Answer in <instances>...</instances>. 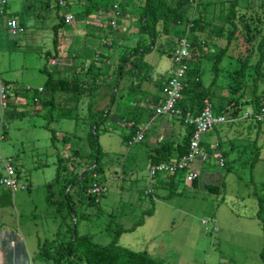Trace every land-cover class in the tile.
I'll return each mask as SVG.
<instances>
[{
    "label": "rangeland",
    "instance_id": "obj_1",
    "mask_svg": "<svg viewBox=\"0 0 264 264\" xmlns=\"http://www.w3.org/2000/svg\"><path fill=\"white\" fill-rule=\"evenodd\" d=\"M5 1L6 14L0 16V79L7 84L12 103L3 112L0 109V149L2 157H10L16 167L19 186L26 187L14 193L0 190V230L8 233L0 253L6 263L54 264L40 254L43 242L58 247L74 230L77 235L90 236L93 243L106 245L115 230L131 227L142 216L141 225L119 234L121 247L145 251L167 264H264L259 256L264 237L254 217L257 205L253 196V191L264 193V118H240L202 135L201 147L206 153L218 155V159L211 154L201 163L199 188L185 184L184 173L176 175L172 186L154 185L148 177V161L162 142L157 141L158 136L169 139L162 132L164 126L179 122L174 117L155 116L154 104L149 101L151 96H159L156 83L166 73L175 29L160 33L148 53L132 54L120 61L121 53L127 51L128 55L134 46L147 43L145 35L136 33L137 3L141 0L129 4L128 9L127 0L82 1L84 6L96 2L107 7L116 5L118 14L114 18H110L109 11L101 16L83 14L73 1L59 8L57 15L53 0ZM260 1L237 0V13L243 17L233 20L236 30L217 66V80L210 89L216 100L220 96L230 99L235 79L232 72L238 68L235 61L246 56V47L252 49L249 64L257 59L255 45L264 34V6L259 5ZM21 2L23 11L16 10ZM194 2L192 16L196 18L201 12L203 21L202 28L193 35L205 45L200 52L192 48L191 62L200 59L196 71L200 87L205 89L213 76V52L225 45L223 36L231 27L222 19L227 0ZM13 11L23 28L15 37L5 30V17H13ZM66 14L72 16V21L54 31L52 27ZM107 17L114 27H108ZM243 23L249 30L257 27L260 31L258 35L250 31L248 45L244 42ZM158 60L160 70L155 63ZM43 66L52 79L73 78L82 84L77 91L54 93L49 114H44L47 106L39 105L46 99L44 93L39 95L40 101L30 99L31 91L42 89L47 77L39 70ZM27 88L31 90L24 91ZM101 111L109 112L105 120L96 122V141L101 151L97 181L102 195L87 204L80 184L72 183L68 205L74 207L73 218L64 205L57 212L55 205L46 202V195L60 201L63 184L81 173L88 153L85 137L89 124ZM228 112L222 113L236 118L249 109L243 104L238 116ZM139 126L147 131L141 142H134L133 129ZM173 139L172 143L181 141L180 136ZM59 163L63 166L60 182L53 184ZM209 175L213 176L212 192L203 189ZM148 210L149 214L142 215ZM10 240L14 244L12 252L7 246Z\"/></svg>",
    "mask_w": 264,
    "mask_h": 264
},
{
    "label": "trees",
    "instance_id": "obj_2",
    "mask_svg": "<svg viewBox=\"0 0 264 264\" xmlns=\"http://www.w3.org/2000/svg\"><path fill=\"white\" fill-rule=\"evenodd\" d=\"M87 1L90 2V0ZM53 3L57 10L61 8L55 3L54 0ZM259 5L264 6V0L263 2L260 1ZM66 6H68L67 0L64 8H66ZM237 6V0H227V12L222 17V19L231 27V30L228 31L225 36H223L225 39V45L219 49L214 50L213 52L212 60H210L212 63L211 70L213 72V76L209 82L208 87H206L205 89H201L200 80L197 76L198 71H196L198 67V61L200 59L193 63L191 62L190 55V58L188 60V67L184 77V86L181 90V99L178 102V107L182 112L188 111L191 116H195L201 109L203 99H207L211 103L212 109L216 113L222 112V110H224L229 105L232 106V116L237 115L236 113L240 111V106H242L243 104L250 105L254 112H256L260 107L264 106V34L260 36L257 44L255 45V49L258 52V56L252 65L249 64V57L251 56L252 49L247 47L244 49V51L246 52V56L241 60L237 59L235 61L237 63L238 68L233 70L232 72L233 78L235 79L232 80L233 85L230 87V99L227 97V102H222V100H216V96L210 91L211 86L217 80V66H219L223 57L225 56L230 41L233 38L234 32L236 30L233 20L235 19V17L239 20L243 17L242 14L238 15L239 13H237ZM86 7L89 9V7H92V5L89 3L88 5H86ZM194 10H196V4L194 0H143L138 12L136 33L143 36L145 35L146 37L143 38L147 39V43L142 45L141 47L134 46L131 51L129 50L130 54L126 55V51L120 56L119 60L124 61L126 59H129L132 54L138 53L139 55H143L148 53L153 49L154 42L156 41L157 36L160 33L164 34L174 28L176 31V35L175 38H173L171 41V53L169 54L172 56V51L175 47V44L177 43L179 38L182 37L184 33V28L187 24L191 25L189 27L187 37L190 45V51L192 50V48H196L197 52H200L201 48L205 45V41L200 42L198 39H196L193 33L196 29L200 30L202 28L201 23L203 21V18L201 12H198V16L196 18H193L192 12ZM110 22L112 21H109L108 27H114L110 24ZM64 25V16H61V18H59L58 23L55 24L52 29L55 31L58 30V28L63 27ZM243 25L246 37L244 42L246 43V45H248L251 39V35L249 34L250 31L254 32L257 35L260 34V31L257 27H253L251 30H249L248 26L245 23H243ZM218 30L221 32L220 28H218ZM220 32H218L216 35L220 36ZM55 39L56 36L53 35V43L55 42ZM39 70L44 71L47 77L42 85V89L35 90L33 92L31 91L33 95H31L30 99L32 100V102H35L37 100L40 101L39 95L43 92L47 93V95L44 96V98H46L44 99V102L42 103V101H40L39 104L40 107H48L47 112H45L44 114H49L52 110L54 103V93H56L57 91H77L79 89L78 87L82 85L81 82L77 83V80L73 78L65 77L52 79L50 73L45 70L44 66L41 67ZM188 74H190V80L187 77ZM119 75L120 74H118L117 77ZM2 83L7 87V84L4 81H2ZM156 84L157 88L161 91L163 83L159 81ZM30 90L31 89L28 88L24 89V91L28 92ZM15 93L17 92L15 91ZM249 94L250 96H248ZM9 97L10 96L8 95V98ZM215 100L217 101V103H214ZM8 104H6V107ZM108 115L109 112L101 111L100 116H98L95 121L93 120V122L89 124V130L85 137L88 153L85 155L84 158V168H82L79 176H76L63 184L62 199L60 201H54L51 199L50 194L46 195V202L55 205L57 212L64 205L67 207L69 214H71L74 218V207H69L68 205L70 202L68 192L72 188V183L80 184L82 196L88 198L87 204H90L91 200L96 199L97 197L102 195L101 184L97 181V176L101 173V169L99 167V163L101 160V151L96 141V122H101L102 120H105ZM179 122L182 123L180 120ZM130 126L131 129L134 127L132 124H130ZM43 127L47 129V126L44 125ZM133 131L135 133L137 130L134 128ZM190 132L191 129L186 135L182 137L181 141L176 142L177 144L174 146L171 145V140H163L156 149V155L152 159H149L151 162L149 164L155 165L162 162H168L171 159V155L173 152H175L177 156L184 154L186 151V145ZM50 139L51 141L54 139L52 130L50 131ZM57 158H59L58 160H60L61 157ZM56 165L57 166L53 184H58L60 182L59 171L60 168L63 167L61 163ZM92 175H94V177H92ZM176 175H180V173L170 176L168 180L169 184L171 180L176 177ZM81 183H84V185H82ZM92 183H96L99 186V193L86 194V189L90 187ZM192 184H194V180L191 182V185ZM47 188L49 189V186ZM204 189L206 191L212 192L215 188L210 185H205ZM146 194L148 195L150 194V192H147ZM253 196L255 197L257 205L254 217L261 226V230L263 232L264 237V193L259 194L256 191H253ZM149 213L150 211L148 210L142 215ZM141 224L142 216L137 221H135L134 224L129 228H118L114 231L113 238L106 245H98L96 243H93L91 241L90 236L85 234L77 235L73 230L72 236L67 240H62V244L58 245V247L54 246L52 242H43L42 246L40 247V254H42V256L46 259L51 260L54 264H167L160 259L153 258L145 251H132L130 249L121 247L118 244V236L120 233L131 232ZM259 256L262 262L264 263V246L261 252L259 253Z\"/></svg>",
    "mask_w": 264,
    "mask_h": 264
},
{
    "label": "built area",
    "instance_id": "obj_3",
    "mask_svg": "<svg viewBox=\"0 0 264 264\" xmlns=\"http://www.w3.org/2000/svg\"><path fill=\"white\" fill-rule=\"evenodd\" d=\"M59 7L66 5V0H54ZM5 0H0V16L3 13ZM112 18L117 15V6L113 5L110 9ZM72 16L66 14L64 22L70 23ZM114 26L113 21L110 22ZM191 25L187 24L184 28V33L175 44L171 56L172 71L165 79L161 88L160 103L153 108L155 116H170L179 119L184 125L191 129L186 151L184 154L170 159L168 162H162L155 165L148 164V177L152 180L156 176L170 177L178 173H184V182L190 184L194 180L195 173L193 171L195 163H203L206 160V154L201 151L200 140L202 135L215 126L230 124L240 118H251L254 121H260L264 118V106L260 107L256 112L249 111L243 116L231 118L222 112H214L211 103L207 99H203L202 106L195 116L186 111L182 112L178 107V102L181 99V90L184 86L185 72L188 67V60L190 58V45L188 42V30ZM5 30L11 37H15L22 33V28L12 18L5 23ZM8 88L0 80V109H4L6 104L12 103L8 98ZM144 127H139L134 134L133 141L140 142L143 138ZM2 126L0 124V142L2 140ZM219 165L222 166L223 161L219 159ZM94 177V175H92ZM25 186H19L18 173L16 167L13 165L10 157H2L0 149V190H6L9 193H14L17 190L25 189ZM100 188L96 183H92L86 189V194H97Z\"/></svg>",
    "mask_w": 264,
    "mask_h": 264
},
{
    "label": "crops",
    "instance_id": "obj_4",
    "mask_svg": "<svg viewBox=\"0 0 264 264\" xmlns=\"http://www.w3.org/2000/svg\"><path fill=\"white\" fill-rule=\"evenodd\" d=\"M67 1H73L74 3H76V5L79 7V9H80V11L83 13V14H85V13H87V11H89L90 13H92V14H95V15H104V13L105 12H107V11H109L110 13H112L111 12V8H112V6L111 7H107V6H103V5H101V4H98L97 2L96 3H94L93 5H92V7L90 8V10L86 7V5L84 6L83 4H82V1H84V0H67ZM86 1V0H85ZM127 2H128V5H127V9H128V6H129V4H134V2H135V0H127ZM141 3H142V0L139 2V3H137V4H139V5H141ZM5 5H6V2H5ZM5 5H4V7H3V13H2V15L1 16H3V14H6V13H4L5 12ZM53 5H54V3H53ZM54 8H55V5H54ZM19 9H21L22 11H23V9H24V5H23V3L21 2L20 3V5L16 8V10H19ZM15 10V11H16ZM117 10H118V8H117ZM116 10V11H117ZM55 13H56V15H57V13H58V10L55 8ZM15 14H17V13H15L14 11H13V17H11V16H7V18L5 17V19H6V21L8 20V19H10V18H12V19H14L15 20ZM101 18H103V19H105V17H101ZM110 18H112V17H110ZM106 20H109L108 19V17L106 18ZM6 21H5V23H6ZM16 21V20H15ZM110 21V20H109ZM109 21H108V24H109ZM16 23H17V21H16ZM18 24V23H17ZM19 25V24H18ZM20 27L22 26V25H19ZM22 28V27H21ZM23 29V28H22ZM20 35V34H19ZM120 55H122V53L120 54ZM159 60L158 61H156L155 63H157L156 65H157V68L159 67L158 65H159ZM166 63V68H165V66H164V68H165V71H166V73L165 74H161V83H164V81H165V79L170 75V73H171V58H169L168 60H167V62H165ZM159 70H160V68H158ZM158 70V71H159ZM156 87H157V84H156ZM157 91L159 92V96H156V95H153V96H151L150 97V103H153L154 104V107L155 106H157L159 103H160V100H161V94H160V90L157 88ZM44 93V92H43ZM43 93H41L40 95H42ZM44 95H47V93H44ZM42 97H44V96H42ZM220 100H222V102H227L226 100H227V97H225V96H220ZM10 99V98H9ZM153 107V108H154ZM248 109H249V111H253L252 110V107L250 106V105H248ZM230 110V112L232 111V106H228V107H226L224 110H222V112H228ZM229 113V112H228ZM237 114V116L240 114V111H238V113H236ZM132 124V123H131ZM133 126H134V124H132ZM139 127H141V126H139ZM138 129V128H137ZM182 129H184V132H182ZM147 131V130H146ZM145 131V132H146ZM188 131H190V129H189V127L188 126H186V125H184L183 123H180V122H178L177 124H166L165 126H164V128L162 129V132H164L165 134H167L169 137V139L170 140H174L173 139V137H175V136H180V139H182V137L184 136V135H186L187 133H188ZM163 141L164 140V137L162 136V135H159L158 136V139H157V141ZM154 144H156V143H154ZM177 143L175 142V143H171V145H176ZM154 146V145H153ZM200 147H201V144H200ZM201 151L202 152H204L205 154H206V156L208 157V155H211L210 153H206V150L204 149V147H201ZM167 153V152H166ZM156 154V153H155ZM215 154V153H214ZM177 155H176V153L175 152H173L172 153V155H171V159L172 158H175ZM212 156H214V158H216V159H218L217 158V156L216 155H213L212 154ZM148 162H150V160L148 161ZM196 164H199V165H196ZM202 169V164L201 163H195V165H194V168H193V171H194V173H195V176H194V184H192L191 185V183L189 184L190 186H195L196 185V187L197 188H199L200 186H201V181L200 180H198V178L201 176V172H200V170ZM199 176V177H198ZM198 177V178H197ZM169 178L170 177H163V176H156L154 179H152L153 180V184L154 185H158V186H172L173 185V183H174V179H172L171 180V182H170V184L168 183V180H169ZM208 180H207V182H205V184L203 185V189H204V186L205 185H211L210 183H211V180L213 179V176H211V175H209L208 176V178H207ZM198 180V181H197ZM185 184H188V183H186V182H184ZM169 184V185H168ZM214 187V186H213ZM6 234H8L7 232H4V231H1L0 230V250H1V246H2V242L3 241H5L6 239ZM16 236V235H15ZM16 238H17V236H16ZM18 239V241L20 240V237H18L17 238ZM7 246L9 247V248H11V252H12V250L14 249V244H13V240H10V241H7ZM2 254V255H1ZM5 257H6V255H5ZM0 264H8V263H6V261H5V258H4V255H3V253H0ZM9 264H17V263H13V262H10Z\"/></svg>",
    "mask_w": 264,
    "mask_h": 264
}]
</instances>
